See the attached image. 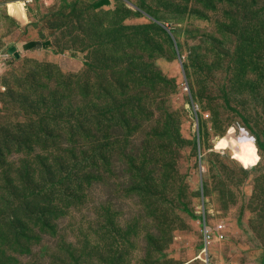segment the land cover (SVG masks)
<instances>
[{
	"label": "rangeland",
	"instance_id": "rangeland-1",
	"mask_svg": "<svg viewBox=\"0 0 264 264\" xmlns=\"http://www.w3.org/2000/svg\"><path fill=\"white\" fill-rule=\"evenodd\" d=\"M204 249L264 264V0H0V264Z\"/></svg>",
	"mask_w": 264,
	"mask_h": 264
},
{
	"label": "built area",
	"instance_id": "built-area-1",
	"mask_svg": "<svg viewBox=\"0 0 264 264\" xmlns=\"http://www.w3.org/2000/svg\"><path fill=\"white\" fill-rule=\"evenodd\" d=\"M216 232L219 236V239H224L225 237V232H224V227L222 224L217 225L214 228H209V227H205L204 229V234H205V239L207 244L209 243L211 237H212V233ZM208 247V246H207ZM206 247V248H207ZM207 251V249L205 250ZM204 264H215L214 261L211 259V257L209 256V253L207 251L206 253V257L204 258Z\"/></svg>",
	"mask_w": 264,
	"mask_h": 264
},
{
	"label": "trees",
	"instance_id": "trees-1",
	"mask_svg": "<svg viewBox=\"0 0 264 264\" xmlns=\"http://www.w3.org/2000/svg\"><path fill=\"white\" fill-rule=\"evenodd\" d=\"M38 46V43H30V44H28L26 47H27V49H34V48H36ZM205 227H209V226H205ZM209 228H211V227H209ZM203 236L205 237V234H204V228H203ZM204 244H205V240H204Z\"/></svg>",
	"mask_w": 264,
	"mask_h": 264
},
{
	"label": "bare ground",
	"instance_id": "bare-ground-1",
	"mask_svg": "<svg viewBox=\"0 0 264 264\" xmlns=\"http://www.w3.org/2000/svg\"><path fill=\"white\" fill-rule=\"evenodd\" d=\"M251 163V162H250ZM255 162H252L251 164H249V165H252V164H254ZM205 250V249H204ZM206 253H207V251H204V255L201 257V260H203L205 257H206ZM203 254V253H202Z\"/></svg>",
	"mask_w": 264,
	"mask_h": 264
},
{
	"label": "water",
	"instance_id": "water-1",
	"mask_svg": "<svg viewBox=\"0 0 264 264\" xmlns=\"http://www.w3.org/2000/svg\"><path fill=\"white\" fill-rule=\"evenodd\" d=\"M11 51H13V50H11Z\"/></svg>",
	"mask_w": 264,
	"mask_h": 264
}]
</instances>
